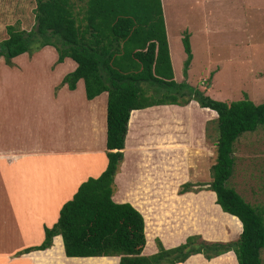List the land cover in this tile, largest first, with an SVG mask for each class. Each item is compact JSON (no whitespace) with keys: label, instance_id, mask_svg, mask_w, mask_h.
I'll list each match as a JSON object with an SVG mask.
<instances>
[{"label":"crops","instance_id":"crops-1","mask_svg":"<svg viewBox=\"0 0 264 264\" xmlns=\"http://www.w3.org/2000/svg\"><path fill=\"white\" fill-rule=\"evenodd\" d=\"M182 1L200 5L207 0ZM161 5L168 23L164 0ZM12 15L27 24L18 8ZM165 31L168 42L167 24ZM186 33L191 42L194 32ZM56 56L51 45H44L32 55L14 56L9 65L0 57V264H101L99 256H66L59 234L45 249L21 252L41 243L44 226L56 221L62 203L107 163L106 92L87 99L81 79L74 89L60 84L75 62L64 58L56 63ZM216 115L194 100L130 111L111 199L129 203L142 215V255L156 252V239L169 248L191 234L212 242L238 237L241 225L231 230L222 224L212 204L223 211L207 188L215 161ZM185 183L189 187L180 191ZM107 257L118 264V255ZM227 263L237 264L231 250L210 259L196 253L176 264Z\"/></svg>","mask_w":264,"mask_h":264},{"label":"trees","instance_id":"trees-1","mask_svg":"<svg viewBox=\"0 0 264 264\" xmlns=\"http://www.w3.org/2000/svg\"><path fill=\"white\" fill-rule=\"evenodd\" d=\"M18 4L19 0H14ZM26 26L5 23L0 38V57L11 59L44 45L75 62L60 84L74 89L83 82L91 99L106 92V158L104 170L82 181L70 199L62 203L56 221L44 226L40 244L21 252L45 249L53 235L61 236L66 256L118 255V264H176L200 253L210 259L231 250L237 264H262L264 220L260 210L226 185L234 162L233 146L238 136L264 126V101L254 103L244 96L229 102L214 99L185 81H176L171 64L161 0H28ZM153 3L157 6L153 17ZM5 4L11 5L5 0ZM16 8V7H14ZM151 8V9H150ZM18 20V19H16ZM155 20V21H154ZM18 23V22H17ZM185 53L182 73L191 59L186 31L181 36ZM151 90V91H150ZM194 100L216 112L215 161L210 166L208 189L215 193L221 210L241 225L236 239L206 241L197 234L165 248L156 239L157 250L142 255L145 238L142 215L129 203L111 199L113 176L122 159L126 123L132 109L154 104L184 105ZM189 187L188 183L180 191Z\"/></svg>","mask_w":264,"mask_h":264},{"label":"rangeland","instance_id":"rangeland-1","mask_svg":"<svg viewBox=\"0 0 264 264\" xmlns=\"http://www.w3.org/2000/svg\"><path fill=\"white\" fill-rule=\"evenodd\" d=\"M8 1L11 5L0 0V29L4 22L26 26L17 23L12 15L16 7L24 17L29 16L28 11H22L26 0H19L18 4ZM164 3L168 8V23L164 20L176 81H185L209 97L226 102L244 96L254 103L264 101V0H207L200 5L193 2L188 5L182 0H164ZM151 6L155 18L157 6L155 3ZM27 8L30 9V4ZM183 30L195 34H189V38L194 37L189 42L192 58L186 76L182 73ZM208 43L213 44L209 46ZM35 83V80L30 82ZM233 150L234 162L226 185L260 210L264 220V126L239 135ZM212 206L217 215L222 216L223 225L231 230L240 229V222L234 216L224 211L220 213L215 205ZM3 214L1 219L5 222V210ZM0 247H3L1 241ZM259 258L264 264V245L259 249ZM96 260L101 264H114L115 259L99 256Z\"/></svg>","mask_w":264,"mask_h":264}]
</instances>
